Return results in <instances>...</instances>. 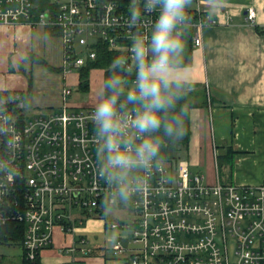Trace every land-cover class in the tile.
Segmentation results:
<instances>
[{
  "label": "built area",
  "instance_id": "built-area-1",
  "mask_svg": "<svg viewBox=\"0 0 264 264\" xmlns=\"http://www.w3.org/2000/svg\"><path fill=\"white\" fill-rule=\"evenodd\" d=\"M142 3L45 0L35 11V0H0V24L25 23L58 33L63 73L96 63L103 51L111 52L113 60L128 57L126 79L133 87L132 39L148 34L158 15L144 12L142 22L131 26V9ZM245 18L255 23L253 7ZM216 24L200 8L189 7L181 37L199 46L202 30ZM71 94L70 86L62 85L58 109L23 111L17 103L6 105L21 142L11 156L17 174L9 180L0 173V248L19 245L22 263L35 264L40 252L53 245L54 229L71 234L86 217L109 216L103 226L117 231L115 238L95 245L80 235L58 249L69 256L68 263L81 264L79 258L96 249L118 264H264V182L238 185L218 177L209 182L186 163L160 160L142 193L127 204L116 202L98 174L96 104L73 106ZM10 96L25 98V93L0 91V100ZM0 158H7L2 139Z\"/></svg>",
  "mask_w": 264,
  "mask_h": 264
},
{
  "label": "crops",
  "instance_id": "crops-1",
  "mask_svg": "<svg viewBox=\"0 0 264 264\" xmlns=\"http://www.w3.org/2000/svg\"><path fill=\"white\" fill-rule=\"evenodd\" d=\"M213 4L215 10L210 13ZM189 7L200 8L217 19V24L206 26L202 44L192 48L190 78L205 94L200 99L203 104L190 109V139L179 161L192 171H202L209 182L218 177L223 183L259 185L264 182V0H191ZM248 7L256 11L255 23L245 18ZM30 53L56 70L32 62L27 58ZM62 61V39L51 28L0 24V91L24 92L31 109H58L63 100L60 81L74 74L63 73ZM23 63H28L27 69ZM100 69L103 81L104 70ZM76 71L75 81L67 84L78 85L80 69ZM45 72L57 74L56 86L41 83ZM68 102L73 106L96 104ZM102 228L111 230L103 224ZM117 233L109 236L115 238ZM78 237L76 232L64 234L56 229L53 245L40 252L37 264H71L69 256L58 249ZM109 257L94 249L79 259L81 264H118Z\"/></svg>",
  "mask_w": 264,
  "mask_h": 264
},
{
  "label": "clouds",
  "instance_id": "clouds-1",
  "mask_svg": "<svg viewBox=\"0 0 264 264\" xmlns=\"http://www.w3.org/2000/svg\"><path fill=\"white\" fill-rule=\"evenodd\" d=\"M191 0H143L133 7L129 24L141 23L144 12H158L148 34L137 33L130 46L135 71L133 87L127 86L128 57L115 58L101 85V98L92 113L97 143L98 174L110 186L109 198L127 204L149 185L148 180L162 159L165 139L185 134L188 107L178 102L193 87L190 70L182 60V29L188 24ZM213 4L209 11L214 13ZM32 108L26 98L0 100V139L7 158H0V173L9 180L17 174L11 156L20 146L13 114L6 105Z\"/></svg>",
  "mask_w": 264,
  "mask_h": 264
},
{
  "label": "trees",
  "instance_id": "trees-1",
  "mask_svg": "<svg viewBox=\"0 0 264 264\" xmlns=\"http://www.w3.org/2000/svg\"><path fill=\"white\" fill-rule=\"evenodd\" d=\"M39 5L38 7L35 8V11L41 9L43 7V2H45V0H35ZM184 41V53L182 56V60L185 63V65H190L191 64V52H192V44L190 42V39L188 36H183L181 37ZM27 58H29L32 62H38V63H42L45 66H47L49 69L51 70H56L53 66L47 64L42 58L36 56L33 53H30ZM113 61V55L111 52L108 51H103V53H101L96 61V63L94 64H87L84 67H82L79 71V83H78V88L82 91V92H87L89 91L90 88V81H89V73L90 70L93 68H102L104 69V77L103 80L110 75L109 73V67H110V63ZM28 78L31 82V75L30 73L28 74ZM201 87V85L195 84L193 85V87L187 92V94L185 95V97H183L177 104V111H179V108L181 105H185L188 107V114L185 118V134L183 135V137L175 139V140H168L165 139L163 145H162V159L163 161L166 162H177L179 161L182 156L183 153L185 152L188 143H189V139H190V119H189V113H190V109L193 107H196L200 104H203V101H201L200 99L201 96L198 92V90H200L199 88ZM193 89L197 90L196 93H194L195 91H193ZM205 102V101H204ZM228 158L231 159L232 155H228ZM37 264V262L35 263Z\"/></svg>",
  "mask_w": 264,
  "mask_h": 264
},
{
  "label": "rangeland",
  "instance_id": "rangeland-1",
  "mask_svg": "<svg viewBox=\"0 0 264 264\" xmlns=\"http://www.w3.org/2000/svg\"><path fill=\"white\" fill-rule=\"evenodd\" d=\"M24 68H28V63H23ZM73 75L68 76L67 79L64 81H60L61 85L70 86L72 89V94L69 97V101L72 103L77 104H87L88 101H92V103L98 102V95L101 93V85H102V70L100 68L90 70V92H82L77 84H67L68 82L73 83L75 81V74L77 73L76 70H73ZM57 74L51 73V72H45L43 76L41 77V83L47 85L49 87V83H52L51 85H57ZM128 87H131V83H127ZM62 87V86H61ZM197 92V90L193 89ZM201 97L205 94L201 90H198ZM90 97L92 98L91 100ZM194 172H200L202 171H194ZM120 212H117V214L114 215V218H119ZM105 219H109V216H106ZM104 218H91L86 217L84 220V223L82 225H79L76 227V233L80 236H84L86 239H88L91 243L92 242H103L106 237L109 235H112L114 231L111 230H105L102 228V224L104 225L105 222ZM95 223H97V226ZM84 225V227H83ZM101 225V227H100ZM54 236L56 229H54ZM95 232V233H94ZM0 253L3 255V257L0 260L1 264H21V247L19 245H13L10 247H1Z\"/></svg>",
  "mask_w": 264,
  "mask_h": 264
}]
</instances>
